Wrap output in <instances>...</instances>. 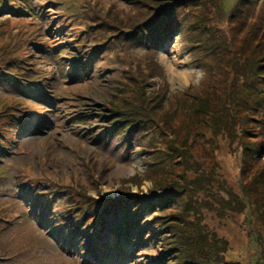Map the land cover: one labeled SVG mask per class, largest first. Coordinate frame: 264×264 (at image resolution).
I'll list each match as a JSON object with an SVG mask.
<instances>
[{
  "label": "rangeland",
  "instance_id": "1",
  "mask_svg": "<svg viewBox=\"0 0 264 264\" xmlns=\"http://www.w3.org/2000/svg\"><path fill=\"white\" fill-rule=\"evenodd\" d=\"M254 1L183 0L165 9L181 17L177 26L183 30L157 49L154 61L146 56L148 47H130L122 44L124 37L114 38L120 28L112 20L126 21L124 14L137 5L131 0H0L5 5L0 9V57L27 66L18 72V87L15 81L0 84V136L8 142V150L0 152V219L9 222L0 236L8 245L4 264H171L180 251L177 243L189 240L191 233L181 238L185 227L175 221L183 218L182 197L178 209L166 205L169 194L160 188L152 193L159 184L148 178L150 155L141 156V142L126 135L148 126L136 107L139 99L118 98L133 76L137 86L148 80L146 95L160 92V108L149 104L151 116L158 117L160 142L170 148L173 141L190 146L192 161L206 164L214 173L211 181L220 182L213 189L222 208L217 213L213 190L208 197L199 193L195 204L204 221L193 222L214 239L221 257L216 261L264 264V29L259 32L254 24L260 11L249 19L245 15ZM107 14L111 28L97 26ZM197 20L200 29L186 31L188 39L196 38L194 47L199 35L213 37L199 54L211 60L204 68L194 65L184 33L188 22ZM226 40L234 52L225 43L222 60L211 59L213 49ZM150 61L158 66L155 72L153 66L144 68ZM182 70L186 79L178 78ZM38 80L46 100L24 88L31 90ZM115 92L113 101L122 108L132 103L129 109H135L140 125L124 109L109 110ZM255 93L262 107L254 105ZM164 162L170 166V160ZM173 163L176 173L182 169ZM72 183L88 189L95 200L122 192L136 206L127 204L124 217L103 212L100 230H86L62 213L71 207L62 191L76 188ZM95 208L83 206L80 219L86 213L90 220L101 217L103 209Z\"/></svg>",
  "mask_w": 264,
  "mask_h": 264
},
{
  "label": "trees",
  "instance_id": "2",
  "mask_svg": "<svg viewBox=\"0 0 264 264\" xmlns=\"http://www.w3.org/2000/svg\"><path fill=\"white\" fill-rule=\"evenodd\" d=\"M131 1L135 2V4L137 5L134 6L135 10H133V12H131L130 14L129 13L124 14L126 16V21L124 19L112 20L113 23L119 26L118 28H120L117 31L118 35L114 34L115 36L114 38L119 40L121 38L120 36L124 37L125 39L121 38L122 44L124 45V43H126L130 45V47L133 46L148 47L150 51L147 52L146 56L148 59L155 61L156 59L155 55L157 54V49L161 48L166 40L173 38L177 30H183L182 26L178 27L180 24H182V22L180 21L181 17L174 18L172 15L167 13L165 9H168L172 5H178V3L183 2V0H131ZM254 3L255 5H251V7L249 5L248 13L246 10L245 15H247L249 19V16L252 18L254 14L260 11V14L258 13L259 14L257 17L258 19L257 21H254V24L259 27L257 28V30L259 32H262L264 29V0H255ZM4 6L5 5L0 4V9L2 10ZM135 11L136 13H134ZM106 18H108V14L105 17V19ZM97 22H98L97 26L101 25L102 27H104L107 24L110 25V28L112 26V24H110L109 18L105 20L102 24H99V21ZM188 23L189 24L187 26V29L184 32L186 40L188 39V32L186 31H190V30L198 31L200 29L199 20H197L193 25L191 22ZM201 29L202 32L206 31V27H203ZM181 32L183 33V31ZM199 36L198 38L200 41L199 43L196 44V47H194V42L196 41V38L192 35L189 36V39L187 40L189 42L188 48L193 49V57H194L193 60L195 62L194 65L197 68H204L205 62L207 60L208 61L211 60L201 59L199 54L205 52V47L206 49L210 47V45L213 43V37L210 35L206 39H203L201 36L200 37ZM225 43L228 44L227 48L231 49V53L234 52L231 43L226 40L223 43V47L220 44V46L218 45L219 47L217 46L213 49L214 51H212L211 53L212 55L211 59L216 58V59H220V61L222 60L223 53H226L227 51V50L225 51L224 49L225 48L224 46H226L224 45ZM119 48L120 45L117 44L116 51H118ZM154 61H150L149 65L144 68H146V70H148L149 68L148 71H150V67L153 66L154 68L152 72H155L158 66ZM141 62H144V60H141ZM14 63H16L15 66H13V63L11 65L7 63L3 59V57H0V84L10 85V84H14L15 81V86L18 87L19 83L22 82V79L18 77L20 76L18 72L20 71V69L25 71L27 69V66L25 65V63L19 61L18 62L15 61ZM261 66L262 68H264V63ZM12 67H15L14 70H12ZM159 71L160 74L158 76H160V78L164 80L163 81L164 86L161 87V90L163 91L162 94L163 97H165L166 94L168 93V88L165 83V77L163 74H161L163 72V69L160 68ZM150 75L149 77H153L156 74L150 73ZM137 79L138 78L133 76V79H131L132 81H130L131 82L130 86H125L123 88L124 90H122L120 94L118 93L119 94L118 98L122 100H128L129 98H132L133 101L135 100V98L139 99L140 105L136 107H140V113H141L140 117L142 118L143 122L148 124V126L145 128L140 127V129H138V132L129 131L126 133V135L131 136L138 143L141 142V146L143 147L140 153L141 156H144L146 154L150 155V158L147 159L146 161L147 164L149 165L148 178L151 180L158 179L156 182L159 184V186L156 185L155 190H152V193L157 192L156 190L160 188V190H162L161 192H165L169 194V196L166 199H164L166 205H168L169 207L175 206L178 209H179L178 206L179 203H177V199L179 197H182L181 208L185 207L184 210L182 211L183 218L181 217L175 218L177 219L175 221L177 223H180L179 226L181 229L185 227L184 234L183 236H181V238L188 236L189 233L192 234V236L191 234L188 236L189 240L186 243L185 241L179 242L180 247L179 244L177 243L180 251L179 253H177V256L173 258L172 263L173 264H222L221 262L216 261L217 258H219L220 261L221 257H218L219 255L218 249L214 239L207 236L204 230L199 229L196 226H193V222L201 225V223H203L204 221V219L201 217V214L198 213L199 208H197L195 204V202L198 200L197 198L200 196L199 193H202L207 197L210 196L208 193L211 190H213L214 192L213 187L215 185V182L218 183L220 182L211 181L214 173L210 172L209 170H206L205 168L207 166L206 164H200L196 160L192 161L193 155L190 153V149H191L190 146H187L185 143L182 142L179 143L178 141L175 142L173 141L171 143L172 146L170 148V146H167L168 144H166V142H164L163 139H162L163 143L160 142V137H158L159 127L156 128V122H157L156 118L158 117L157 114L154 115V117L151 116L152 112L154 111V108L149 107V104L154 103L155 105H157V107L160 108L161 101L158 100V98L156 99V97H158L160 92H154L155 96L146 95L145 89H146V85H148L149 83H145V82H147L148 80L142 82L140 85L137 86L138 83ZM39 80L35 81V83L32 86H30L32 87V89L33 86H35L34 87L35 89L29 90L27 86L24 88L28 92L32 93V95L35 96L37 100H46L47 97L45 95V92L42 93L43 87L39 83L40 82ZM38 84L39 86H36ZM131 86H135V88ZM115 96H116V92L112 95L111 105H109V110L112 112L116 111L117 113L118 111H121L123 113V109H124L130 114L131 117H133V120H135L133 122L140 125L141 123L136 122V118L138 119V117H134L135 109L134 110L129 109L132 108V106H130L132 103L129 104L127 102H124L125 108H122L120 106V103L113 101V98ZM253 97L256 101L258 100L257 93H255V96ZM257 102H254V105L258 104L259 107L260 106L262 107L263 103L260 102L257 103ZM250 107L251 106L249 105V108ZM151 108H152V112H151ZM177 109L178 108L173 109L172 112H174V110L176 111ZM42 125H45V122H43ZM170 133L173 135L172 137H175L174 136L175 133L173 132V130L170 131ZM2 141H4V143H2ZM0 144H1L0 152L3 153L6 152L8 150L7 149L8 142L5 137L0 136ZM165 160L171 161L170 166H168L169 162L165 164L164 162ZM174 160L179 164L180 168H182L177 173L176 170H174V167L176 165V163H173ZM201 160H206V158L201 157ZM153 169H157V170H153ZM172 170H174L173 173H171ZM173 174H176L178 177H175V179L170 180V178H168L167 175L172 177ZM207 182L209 183L207 184ZM72 186L74 187L77 186V187L73 188L71 186H68L62 191V193L67 196V200L70 201V204H65V205L71 206L67 210L65 209V211H63L62 213L63 214L64 212L67 213L66 217L71 223L75 225L77 224L79 227L85 226L86 230H91L94 227L100 230L101 225L105 224L104 213L106 214L109 213V214H114L115 216L124 217L125 216L124 214H126L125 207L127 204L130 206L132 205L136 206L135 203L128 202L127 199L129 200L131 199L129 197H126L122 192H120L117 198L95 200L92 199L89 194H87L88 189L82 187L80 184H75V185L73 184ZM175 192H177V195L175 194ZM186 192L190 193L189 197H187ZM213 199L214 200L217 199L219 201L216 202L218 206L217 207L218 209H216V211L218 213L219 209L222 208L220 206V204L222 203L221 197L214 192ZM222 200L225 199L222 198ZM189 201L192 202V209L188 210L190 206ZM86 204H89L92 207H96L95 209L102 208L103 209L102 216L90 220L89 217L92 216L86 213V215L80 219V216L82 215V210H84L83 206H86ZM241 205L244 204L242 203ZM191 210L194 211L192 212V214H191ZM90 221H92V223H90ZM8 224L9 222L6 219H0V236L8 231L7 229ZM134 226L137 227V224L134 223ZM140 228L141 227L138 226V229ZM71 233H72L71 236H74V232ZM174 244H176V242H174ZM7 250H8V245L2 244L0 242V264H4L3 262L4 260L1 257L3 255L8 256ZM180 255L181 257H179Z\"/></svg>",
  "mask_w": 264,
  "mask_h": 264
},
{
  "label": "bare ground",
  "instance_id": "3",
  "mask_svg": "<svg viewBox=\"0 0 264 264\" xmlns=\"http://www.w3.org/2000/svg\"><path fill=\"white\" fill-rule=\"evenodd\" d=\"M176 63H177V62H176ZM185 74H186L185 70H182L181 72H179V74H178V78H179V79H182V78L186 79V78H185Z\"/></svg>",
  "mask_w": 264,
  "mask_h": 264
}]
</instances>
